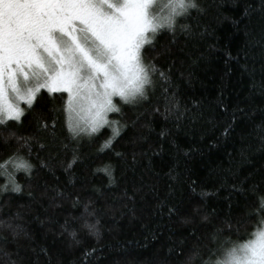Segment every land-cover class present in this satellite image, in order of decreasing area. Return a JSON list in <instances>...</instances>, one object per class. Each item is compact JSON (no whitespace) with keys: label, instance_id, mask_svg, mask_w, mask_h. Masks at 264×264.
Wrapping results in <instances>:
<instances>
[{"label":"trees","instance_id":"trees-1","mask_svg":"<svg viewBox=\"0 0 264 264\" xmlns=\"http://www.w3.org/2000/svg\"><path fill=\"white\" fill-rule=\"evenodd\" d=\"M197 2L203 11L190 10L187 18H178L175 34L163 31L155 40L158 51L168 49L157 62L170 75L168 96L175 93L180 119L176 113L165 119L157 77L149 103L122 106L121 113L108 116L127 124L119 136L105 127L73 139L62 110L66 94L45 90L19 122L0 126V163L16 151V137H30L31 151L23 148L19 154L33 169L29 179L23 171L11 172V164L4 168L21 188L14 191L5 190L8 181L0 168V264H179L169 250L186 240V257L197 243L193 231L202 259L216 264L224 255L223 241L244 243L264 222L259 211L264 200V46H246L245 36L246 29L259 33L264 28L260 0ZM246 6L255 10L250 17L244 16ZM156 14L164 13L157 8ZM38 121L49 130L40 129ZM229 124L232 129L225 135ZM110 137L114 147L102 150ZM141 178L146 186L134 191ZM37 184L49 186L47 198ZM125 189L132 199L123 197ZM57 191L65 196L57 197L59 207H52ZM172 205L179 206L181 215L169 219ZM183 214L194 215V223L183 224ZM85 220L96 224L95 234L81 227ZM65 221H74L67 231ZM9 224L19 226L18 234ZM209 249L215 253L211 257ZM85 252L91 254L85 257Z\"/></svg>","mask_w":264,"mask_h":264},{"label":"snow or ice","instance_id":"snow-or-ice-1","mask_svg":"<svg viewBox=\"0 0 264 264\" xmlns=\"http://www.w3.org/2000/svg\"><path fill=\"white\" fill-rule=\"evenodd\" d=\"M157 8H161L164 14H156ZM193 9L203 11L197 0H0V126L8 128V122H19L25 114L21 103L31 109L38 95L45 90L49 94L67 93L62 110L66 113V126L73 139L81 138L82 134L92 136L101 128H111L113 124V134L119 136L121 128L127 127V124L122 126L118 121H109L108 113H121L122 106L135 109L149 103L150 92H155L157 77L162 82L165 119L173 113L180 119L175 93L168 96L170 75L162 71L157 62L167 54L168 49L158 51L155 40L163 31L175 34L180 23L178 18H187ZM254 11L251 6H246L244 16L250 17ZM259 15L264 17V0H260ZM181 27L188 30L186 25ZM245 36L248 38L246 46H264V28L259 33L246 29ZM114 98L118 100L114 101ZM154 111L159 112V109ZM237 111L242 113L244 110ZM141 115L132 120L133 127ZM235 115L234 111L233 117ZM38 127L49 130L46 122L38 121ZM231 129L232 124H229L224 134L227 135ZM51 131L55 132V124ZM260 133L264 137V128H260ZM12 135L15 136V133ZM31 139L16 137V151L0 163V168L11 164L31 179L32 166L19 154L23 148L31 151ZM112 147L114 144L110 137L102 150ZM116 155L123 157L124 154ZM132 156L135 162V151ZM41 166L48 167L47 164ZM71 166L69 164L68 168ZM104 172L111 177L109 166ZM140 183L141 187H134V191H141L146 186L143 178ZM37 187L41 189V197L47 198L49 186L37 184ZM232 188L240 190L237 185ZM13 190L21 191V188L17 186ZM29 196L35 199L32 192ZM64 196L63 192L57 191L51 197L52 207H59L55 201L57 197ZM123 197L133 198L128 197L127 189ZM159 207L163 209L165 204L161 202ZM259 211L264 213V200ZM167 213L169 219L181 215L177 205L167 207ZM183 215V224L194 223V215ZM204 220L207 221L208 217L205 216ZM73 223L65 221V231ZM7 227L14 235L18 234L19 226L9 224ZM81 227L92 234L97 232L96 224L86 220ZM70 234L76 240V231ZM219 234V230L213 233V239ZM191 238L197 243L187 249L186 257V240L176 245L178 251L171 248L170 253L175 252L179 264H194L197 260L200 264H212L210 258L207 261L202 259L203 250L199 247L200 240L195 231ZM76 242L79 243L78 240ZM228 244L232 246L225 247ZM221 248L224 255L216 264H264V228H258L244 243L223 241ZM208 251L210 257L215 254L211 249ZM90 254L85 252L84 255L87 257Z\"/></svg>","mask_w":264,"mask_h":264},{"label":"rangeland","instance_id":"rangeland-1","mask_svg":"<svg viewBox=\"0 0 264 264\" xmlns=\"http://www.w3.org/2000/svg\"><path fill=\"white\" fill-rule=\"evenodd\" d=\"M65 94H66V96H67V93H65ZM67 98H68V97H67ZM114 99H115V98H114ZM21 107L24 108V109L28 108L27 105H25V104H23V103H21ZM110 114H111V113H108V116H109ZM107 118H108V117H107ZM108 120H109V118H108ZM105 127H107V126H105ZM105 127H103V128H105ZM109 128H110V127H109ZM111 128H114V124H113V126H112ZM101 129H102V128H101ZM101 129H100V130H101ZM100 130H99V131H100ZM95 134H96V133H95ZM82 136H86V137H87L88 135H86V134H82ZM9 167H10L9 169H10L11 172H13V173L17 172V170H15L14 167H13L12 165H10ZM5 168H6V167H5ZM1 169H2V171H3V173H4L5 175H6L7 173H9V171L5 170L4 168H1ZM5 179H6V181H8V184L6 183L7 188L10 189V188L12 187V189H14V188L16 187V185H15V183L13 182V179L11 178L10 175H9V176L6 175V176H5ZM258 228H264V222H262ZM258 228H257V229H258ZM257 229H256V230H257ZM256 230H255V231H256ZM250 238H251V237H250ZM222 254H224L223 251H222L221 255H222Z\"/></svg>","mask_w":264,"mask_h":264}]
</instances>
